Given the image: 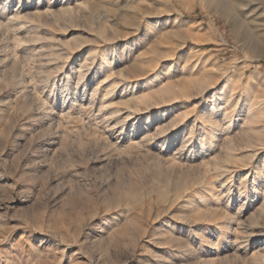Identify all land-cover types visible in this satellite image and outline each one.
<instances>
[{
  "label": "rangeland",
  "instance_id": "obj_1",
  "mask_svg": "<svg viewBox=\"0 0 264 264\" xmlns=\"http://www.w3.org/2000/svg\"><path fill=\"white\" fill-rule=\"evenodd\" d=\"M0 0V264H264V0Z\"/></svg>",
  "mask_w": 264,
  "mask_h": 264
},
{
  "label": "bare ground",
  "instance_id": "obj_2",
  "mask_svg": "<svg viewBox=\"0 0 264 264\" xmlns=\"http://www.w3.org/2000/svg\"><path fill=\"white\" fill-rule=\"evenodd\" d=\"M211 5H215L216 8L219 9V11H222L224 14L228 15V17L232 16L233 8L229 3L225 2L224 0H209Z\"/></svg>",
  "mask_w": 264,
  "mask_h": 264
}]
</instances>
